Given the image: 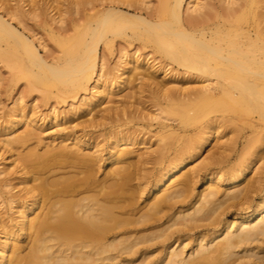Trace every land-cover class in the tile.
Masks as SVG:
<instances>
[{
  "label": "bare ground",
  "instance_id": "obj_1",
  "mask_svg": "<svg viewBox=\"0 0 264 264\" xmlns=\"http://www.w3.org/2000/svg\"><path fill=\"white\" fill-rule=\"evenodd\" d=\"M130 4H109L72 37L52 33L61 54L49 58L36 34L19 28L23 10L7 7L0 14V58H12L25 79L58 102L80 98L71 112H89L88 126L98 125L99 104L105 120L114 110L126 115L115 91L132 90L135 81L153 86L177 117L163 119V106L151 114L160 129L152 145L151 138L141 141L150 145L145 152L124 148L135 145L134 132L114 131L104 159L84 136L68 134L42 153H24L20 148L33 132L17 130L30 120L18 115L0 125V151L8 154L2 194L15 214L10 222L0 210V264H264V190L254 199L255 183L242 182L258 163L262 148H252L264 136V0H162L158 9L150 0ZM118 39L139 48L132 55L121 51L112 76L101 49L111 50ZM140 49L150 51L147 57L137 55ZM158 73L163 82L145 81ZM179 79L190 86L165 88ZM195 101L198 110L216 115L192 139L179 132L190 131L183 123L163 122L189 121L187 108ZM223 127L249 134L239 163L220 177L208 174L207 188L193 199L198 168L189 163L208 140L224 138ZM246 205L245 214H226Z\"/></svg>",
  "mask_w": 264,
  "mask_h": 264
},
{
  "label": "rangeland",
  "instance_id": "obj_2",
  "mask_svg": "<svg viewBox=\"0 0 264 264\" xmlns=\"http://www.w3.org/2000/svg\"><path fill=\"white\" fill-rule=\"evenodd\" d=\"M25 1L27 2L24 3V0H0V14L4 13L7 7L13 8L14 13H19L23 10L25 14L21 20L24 25L19 26L16 21H14V24L18 25L19 28L22 31L24 30L28 35L36 34L37 38L40 39L45 46V49L40 48L42 55L49 58L52 56L59 57L61 54L59 46L52 39V33L63 37H72L76 35L79 28L92 22L97 13L104 10L109 4L114 6H116L115 4H118L117 6L125 8L131 5V1L134 0H83V2H80L78 5H75L77 2L74 4L73 1L80 0ZM161 2L162 0H150V7L158 9L161 6ZM132 5L135 6V8H138L136 4ZM138 46V42L130 44L118 39L111 50L102 47L101 55L105 56L107 67L112 69V76L117 74L115 68L119 62L121 51L124 50L132 55L135 50L139 48ZM148 52L150 51L140 49L137 55L141 56L143 59L147 57ZM148 58H153V55L150 54ZM12 62V58H0V125L10 122L18 115H20L19 118L23 116L30 120L26 126L23 127L22 124L19 126L20 129L17 130V133H23L30 130L33 132L31 139L20 148V151H23L24 153L30 148H37L38 151L42 153L45 150V146L51 144L54 140H57L53 143L54 146H57L59 142L66 139V135L68 134L71 135L72 138L84 136V138L95 147L93 151L98 150V155L104 159L107 158L111 143V135L114 131L120 130L128 133L134 132V136L137 138L134 141L135 145L124 148L135 151L142 150L141 152H145V149L152 145L155 142L156 137L159 135L158 132L160 128L158 122L151 121L149 118L152 113H158L159 106H163L165 109L168 108L166 105L168 100L162 95L155 94L156 90L153 86L149 87L141 85L142 81H135L130 84L132 90L121 92L119 89H116L115 92L120 97L115 98V100H120L123 103H126V115H122L119 110H114L110 113L108 119L105 120L102 116L107 115L108 113L104 112L102 110L104 106H100L99 104L98 107H95L96 111L94 113L95 115H98L96 119L98 125L91 127L88 126V123H85L89 112L79 110L77 111V114L71 112L74 107H79L80 98L74 101L70 99L67 102H58L53 95H46L47 88L25 79L21 69L12 66ZM156 63L159 66L161 62L156 60ZM168 72L172 74L170 70ZM173 73H176V71ZM145 78L146 82H163V75L160 73L155 74L154 77L150 79L151 81L147 79V77ZM166 83L168 85L165 88L168 89L171 87L187 88L190 86L185 80L181 79H179L176 84H172L171 82H165V84ZM92 92L93 91H88L86 96L90 97ZM121 104L122 103H119L118 105ZM199 106L200 105H198L197 101L190 103L187 108V111L190 114L189 121H182L180 119L169 121L163 120L166 116L173 119L177 118L176 114L169 113V108L168 111L161 115V117H163L161 120L173 125L183 123L184 125L182 127L190 129V131L179 132L187 136V138L192 139L200 131V126H204L210 117L216 115L206 114L205 110L204 112L198 110L197 107ZM123 107L124 106L120 109ZM52 115H56L58 119L53 120ZM253 118H258V115H253ZM46 123H49V125H46ZM151 124L153 126H151ZM220 132H222L224 138L221 140L219 138H211L208 140L201 153L189 163L191 167L198 168V178L195 180L191 194L193 199L197 194L207 188L205 177L208 174L211 173L220 177L225 173L231 172L232 168L239 163L241 150L249 138V134L238 135L237 132H231L229 127L221 128ZM149 138H151L150 145L148 144L147 146H144L141 144L143 139H146L147 141ZM257 139L258 140L254 143L252 149L262 148L258 157H254L258 163L254 170L249 171L245 180L242 181L244 184L255 183L257 190L251 194L254 199L260 195L261 190H264V136L260 135ZM233 140H238L240 144L236 149H229ZM71 142L72 141L70 140L67 144H70ZM175 142L176 141H174V143ZM226 144L227 146H225ZM154 148H156V146H154ZM171 154L173 155L174 153L171 152ZM0 155H2L0 156V171H2L7 166L4 157L8 154H4V151L2 150L0 151ZM260 158L262 159L259 162L258 159ZM100 165L102 166L101 172H104L107 167V162L103 161ZM146 168L150 169V171L154 170L156 172L161 166L148 165ZM259 168L260 170H258ZM13 169L14 168H12V171ZM183 173L184 171L178 173L177 177ZM16 177H18V175H12L13 179ZM6 178L7 175L0 174V210L3 213L4 219L13 222V217H15L14 211L11 210V205L5 202L6 195L2 194V191H4L3 181H5ZM14 182H18L17 179L16 181L14 180ZM219 186L222 190H226L228 187L225 183H220ZM22 189V186L16 187L12 190V193L16 194ZM247 207L248 205L243 207V209L242 207H238L239 209H242L241 211L238 208H227L226 214L229 218H233L235 215L248 212L249 209H246Z\"/></svg>",
  "mask_w": 264,
  "mask_h": 264
}]
</instances>
